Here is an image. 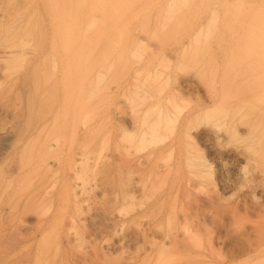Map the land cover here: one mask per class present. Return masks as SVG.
Listing matches in <instances>:
<instances>
[{
    "label": "rangeland",
    "instance_id": "obj_1",
    "mask_svg": "<svg viewBox=\"0 0 264 264\" xmlns=\"http://www.w3.org/2000/svg\"><path fill=\"white\" fill-rule=\"evenodd\" d=\"M65 31V105L0 74V130L39 125L0 150V264H264V0H0L6 47Z\"/></svg>",
    "mask_w": 264,
    "mask_h": 264
},
{
    "label": "bare ground",
    "instance_id": "obj_2",
    "mask_svg": "<svg viewBox=\"0 0 264 264\" xmlns=\"http://www.w3.org/2000/svg\"><path fill=\"white\" fill-rule=\"evenodd\" d=\"M64 34L65 38L61 40L60 44L50 47H6L0 43V57L3 60H20L25 64L23 67L24 69L19 73L7 70V68H2L0 69V74L6 76L7 82L11 81L16 84L19 93L25 95L28 107L34 100L37 91L41 92L40 96L45 97V108L53 109L58 104L65 105L68 103V31H65ZM42 66L49 72L40 73L39 71ZM33 123L34 120L27 115V118L20 121L18 126L1 129L0 150L11 151L17 154L18 139H22L28 135L32 136L38 130L39 125H34ZM41 123H43V121H41L40 124ZM62 136V133L54 132L43 141L44 143H42L41 149L50 152L53 148L59 147ZM65 164H68L67 157L62 156L58 159L53 156L44 157L39 153L33 157V161L30 163L31 169L33 172H37L40 178L43 179L55 173L58 175V181L61 182H64V178L66 177ZM21 170L22 167L18 164L16 166V172L20 173ZM2 183L3 185L9 186L8 180H4ZM59 248L60 247L57 246L52 255L48 251H44V253H38L37 251L35 253L33 252L34 256H32V261L34 260V264H56L53 263L52 260L56 261L58 257L57 254L61 252ZM29 255L30 254H28V256ZM61 257L62 259H60V261L65 260L63 256Z\"/></svg>",
    "mask_w": 264,
    "mask_h": 264
}]
</instances>
